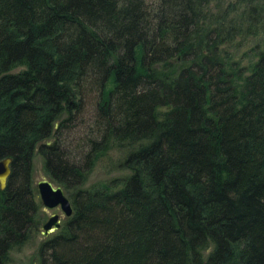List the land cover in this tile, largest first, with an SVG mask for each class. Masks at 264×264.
Listing matches in <instances>:
<instances>
[{"label": "trees", "instance_id": "obj_1", "mask_svg": "<svg viewBox=\"0 0 264 264\" xmlns=\"http://www.w3.org/2000/svg\"><path fill=\"white\" fill-rule=\"evenodd\" d=\"M258 31L264 0H0V264L40 225L38 151L74 208L39 264H264V39L232 54Z\"/></svg>", "mask_w": 264, "mask_h": 264}, {"label": "rangeland", "instance_id": "obj_2", "mask_svg": "<svg viewBox=\"0 0 264 264\" xmlns=\"http://www.w3.org/2000/svg\"><path fill=\"white\" fill-rule=\"evenodd\" d=\"M264 39V34L258 31L256 35H248L246 37L240 36L237 38L236 45L232 46V54L236 60L241 62L242 66H248L250 63H252L256 58V52L255 49H259L262 47V42ZM93 111L92 107H88V109L85 112V115L82 116V120L80 118V115L78 116V124L74 125L72 124L71 127H68V129H64V137L65 142L68 144H76V138L78 136L85 137L88 133L87 127L89 124H82L84 121L87 123L89 119L91 118V113ZM76 124V123H75ZM84 135V136H83ZM125 152L122 150L118 151H109L106 154H104L101 159V162L98 163V165L93 170L92 174L89 177V182L86 183V186H90L94 183L98 182H107L108 179H111L115 177L118 170H121L119 167L115 166L116 160L119 158H125L124 155ZM45 158L44 156L38 151L37 154L34 156L33 160V179L35 183L37 184L39 181L43 180L45 177H47L46 171H45ZM119 176H125L122 175L120 171H118ZM48 178V177H47ZM38 197L39 193L37 191ZM41 209H40V225L39 227L32 233V237L30 241L25 244L23 247L15 249L11 252L10 261L8 264H39V248L40 245L43 243V241L47 238L43 235L42 227L44 223L47 221L49 215L51 213H56L57 210L49 211L47 210L39 197ZM51 235V234H50ZM49 235V236H50Z\"/></svg>", "mask_w": 264, "mask_h": 264}, {"label": "water", "instance_id": "obj_3", "mask_svg": "<svg viewBox=\"0 0 264 264\" xmlns=\"http://www.w3.org/2000/svg\"><path fill=\"white\" fill-rule=\"evenodd\" d=\"M58 126V125H56ZM12 158H6L0 161V188L4 190L7 187L8 178L11 175ZM39 197L43 206L49 210H60L67 218L74 214L71 199L66 194L61 185H56L50 179L45 177L37 183ZM61 215L59 212L51 213L43 225L42 232L45 237L56 232L61 228Z\"/></svg>", "mask_w": 264, "mask_h": 264}, {"label": "bare ground", "instance_id": "obj_4", "mask_svg": "<svg viewBox=\"0 0 264 264\" xmlns=\"http://www.w3.org/2000/svg\"><path fill=\"white\" fill-rule=\"evenodd\" d=\"M99 162H101V160L100 161H98L97 163H96V165L93 167V169L90 171V169L89 170H87V172L85 173V175L87 174V176H86V183H88L89 182V177H90V175L92 174V172H93V170L95 169V167L98 165V163ZM45 165V164H44ZM87 168V167H86ZM90 171V172H89ZM118 171H120L121 172V174L122 175H125V174H127L129 171H126V170H118ZM118 171H117V173H116V175H114L115 177H118L119 176V174H118ZM89 172V173H88ZM95 184V183H94ZM36 188H37V184H36ZM65 190V189H64ZM37 191H38V189H37ZM66 192V191H65ZM60 215H61V217H60V219H63V220H65V219H67V217L65 216V214L64 213H62V212H60ZM46 223V222H45ZM62 226V225H61ZM42 229H43V227H42ZM43 231H44V229H43ZM42 231V232H43Z\"/></svg>", "mask_w": 264, "mask_h": 264}, {"label": "flooded vegetation", "instance_id": "obj_5", "mask_svg": "<svg viewBox=\"0 0 264 264\" xmlns=\"http://www.w3.org/2000/svg\"><path fill=\"white\" fill-rule=\"evenodd\" d=\"M58 212L60 213V211L58 210Z\"/></svg>", "mask_w": 264, "mask_h": 264}]
</instances>
